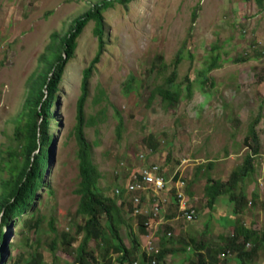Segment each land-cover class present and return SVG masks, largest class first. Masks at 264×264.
I'll return each mask as SVG.
<instances>
[{"label": "rangeland", "instance_id": "rangeland-1", "mask_svg": "<svg viewBox=\"0 0 264 264\" xmlns=\"http://www.w3.org/2000/svg\"><path fill=\"white\" fill-rule=\"evenodd\" d=\"M100 1L0 0V193L2 180L10 178L4 165L14 160L21 144L15 130L25 122L30 89L39 87L36 81L42 82L50 65L44 58L54 61V54L62 50L60 40L74 20ZM253 2L131 0L126 4L113 2L103 12L104 53L89 81L84 131L101 175L98 185L103 193L116 196L115 189L125 185L130 174L167 158L164 174L184 180L183 190L190 198L188 206L198 213L196 222L180 219L173 225L165 222L160 226L170 227L166 233L173 234L172 246L177 249L183 246L185 250L190 238H195L196 244L210 243L215 247L219 243L213 235L215 230L230 236L220 231L219 216L228 215L233 204L222 197L216 209L209 210L206 172L197 169L217 158L211 176L230 178L251 153L245 138L257 119L260 153L264 154V9ZM94 29L92 21L78 38L75 57L66 66L52 109V161L35 205L33 220L37 218L38 224H25L29 218L26 213L11 222L9 228H3L7 243L2 264H75L83 233L72 244H63L62 240L66 232L75 236L78 225L86 221L77 212L80 195L76 188L81 175L75 132L84 70L99 50ZM172 73L173 84L179 85V99L163 102L155 97L149 101L153 89L171 78ZM131 77L135 78L133 88L126 94L125 86ZM187 86L192 89L191 98L186 97ZM150 141L158 145L157 152L149 154ZM230 155L229 164L220 169L219 160ZM260 159L263 157H255L256 171L249 178L258 183ZM252 187L254 184L246 183V188ZM159 196L170 200L175 192L166 195L161 191ZM131 197L123 193L124 199ZM115 200L132 230L139 234L136 217L118 197ZM165 205L178 216L172 203ZM248 207L252 211L248 218L260 220L256 210L263 205L255 211L253 203ZM149 208L150 204L144 207ZM220 208L225 213H220ZM100 219L104 224L105 216ZM127 231L123 226L120 235L129 245ZM97 241L91 240L88 250L101 261L106 246L101 248ZM169 255L167 264L197 260L191 252L187 257L181 252Z\"/></svg>", "mask_w": 264, "mask_h": 264}, {"label": "clouds", "instance_id": "clouds-1", "mask_svg": "<svg viewBox=\"0 0 264 264\" xmlns=\"http://www.w3.org/2000/svg\"><path fill=\"white\" fill-rule=\"evenodd\" d=\"M257 5L259 4L257 3ZM262 9H264V7ZM218 55H217V58H218ZM44 60L49 61L50 65L54 63L50 61L49 59L48 60L44 59ZM241 61H246V60L243 58V60ZM68 63L66 64V66L68 65ZM50 65H48V67ZM66 66H65V70H66ZM44 73H46V70ZM64 74H65V71H64ZM63 78H64V75H63ZM63 78L61 80V83L63 81ZM37 84H39V80H37ZM38 86L40 87L41 84H39ZM59 91H60V86H59ZM44 92H45V96L43 97V102L39 106V110H42V115L39 118V121L37 124L38 126L37 133L39 137L38 143H37L38 146L36 147L34 152H32L31 154L29 153L26 147L28 146L27 145V127L25 125V122L21 125H18V127L15 130V136L18 140L19 138L21 139V144H20L19 150L16 152V156L14 160L13 161L10 160L4 165V172L10 178L6 180H2L3 185L2 184L1 185L3 189L0 193V202L3 201L4 195L9 193L10 188L15 190L20 186L18 172L20 171L25 160H27L29 156H32V159L36 161L35 156L38 155L46 147L50 149L51 151V144L49 145L47 144L44 146L42 142V134H41L40 126L43 124H46L48 126L49 134L52 139L51 123H52V120L55 118V113H53L52 109L54 105L56 104L57 98L55 100V103L52 106L50 105L51 107L49 106V112L45 113L43 110L42 104L49 99V95H48L47 90H45ZM259 121L257 125L259 124ZM121 125H122V121H121ZM259 141H260V138H259ZM150 144H151V141H150ZM52 145H53V142H52ZM155 145L157 146V149H158V145L157 144ZM260 147H261V142H260L258 153L253 154V151L250 149L249 146H247L248 150L251 151V153L248 155L252 156L253 160L255 159L256 156H261L263 157V160H264V156H263L264 154L260 153ZM148 149H149L148 150L149 154L157 152V149L155 151H152L149 144H148ZM140 157H144L141 161H142V164H145V156L143 155ZM49 159H50V162H49V166H50L51 161H52L51 154H50ZM166 159L167 158L164 157L162 158L161 161L151 162L150 165L143 166L137 172H133L132 174H130L128 180L125 182V185L118 186L115 189L116 196H111L108 194V196L112 197L114 200L116 197H118V199H120L121 201V205L123 204L127 205L128 207L127 211L131 212V214L136 217V222L139 228V234L137 235L140 238L138 248L134 247L131 240H130L131 244L129 245L124 243L121 235H120L121 242L126 246L127 250L121 249V248H119V250H115L113 248L106 249L107 245L103 244V242L100 239L92 238L87 242V245H86L87 252L90 253L89 255H91V257L87 256V258H84V262H77L78 247L80 246L83 240V237H84V233L79 232V226H82V225H78L77 234L75 236L69 235L67 232L64 233V234H67L68 237L69 236L73 237L72 242L70 241L69 243H64L62 240L63 244H72L75 240H77V236L80 235V233H83V237L79 245L76 248V258L74 260V263L75 264H167V262L170 260V257H171V255L169 254H175L176 252H181L182 254H186L185 257H187V253L191 252V254H194L197 257V260L196 261L191 260L188 262V264H202V262L204 264H263L264 262V225L262 224V218H264V210H263L264 209V178H263L264 169L263 167L261 171L259 170L260 176L257 177L259 183L256 180L255 181L249 180V178L253 177L256 171L255 162H254L255 160H254L252 164L253 170L250 173H248L245 176V178L241 179L240 181L237 180L238 183L235 185L233 184L234 186L231 191L225 192L224 194L220 195L218 198V201L219 199L223 197L224 199H226L227 202L233 204V208L230 209V213L228 215L223 214L219 216V223L223 227L227 228V230H225L222 226H220L221 227L220 231H223V232L226 231L227 233H230L229 234L230 236H225L224 234L219 233V231L215 230V233L213 235L219 239V243L216 244L215 247H212L210 243L203 244L201 242H197L196 244L195 238H190V242H188L189 244L187 243L185 244L187 245V247L183 251V246L178 249L172 246L173 240L171 237L173 234H171L170 232L166 233L167 231L170 230V227L165 226L164 228V226H162L160 228V226L164 225L165 222L167 224L173 225L174 221L180 220V219L186 222H190V223L196 222L198 213L196 212L193 206H188L190 198L186 196L183 190L184 180H181L180 178L175 179L176 175H173L170 178H167L166 175L164 174L163 169H166L168 165V163L166 162ZM225 159L227 158H223L219 161H222ZM259 162L261 163L260 160ZM217 163H218V160L217 158H215L214 160L212 159V160L205 162L204 167H199L197 169V170L206 172L204 173L205 178H206L205 188L211 179L218 180L223 185H225V187L228 184V182L230 181L231 183L233 182L232 173L235 169L232 171L230 178H228L227 180H225L224 178L217 179L211 176L210 173H212V171L214 170L215 164ZM48 169L49 167L46 170L44 167V170H43L44 176H43L42 185L33 194H30L28 197H25V198L23 197L26 200L24 201V207H22V209H20L19 212L16 213V215H10V218L7 224H3V220H2L4 211L0 213V238L2 240V243L4 244L3 250L0 251V255L2 256L0 259V264H2L5 260V251H6V243H7L6 234L3 228L6 226L9 228L11 226V222L19 219L21 215L26 214V213L28 214L29 218L25 220L24 222L25 224L32 225L34 227L38 224L37 218L33 220L35 217V213H36L35 205H37V202L39 200L38 197L40 195L39 192L45 183V176L47 174L45 171H48ZM246 183H248L249 185L254 184V187L250 189L246 188ZM161 191L165 192L166 195H168L170 191H173L175 192V196H172V198L170 197V200H168L166 196H163V197L159 196V193ZM124 192L132 194V197L130 200H126L123 198ZM205 194H206V191H205ZM207 200H208V197H207ZM14 202H15V198L14 196H12L10 198V203H14ZM166 202L172 203V209L175 208L176 211L179 212L177 217L175 214L176 212L172 213L168 211V208H166V205H165ZM252 203L255 205V209H253V211H255L259 206L263 205V208L256 210V213L261 218L260 220H257V221H254L252 219L250 220L247 216L248 213L252 212L250 208L248 207V205ZM147 204H150L151 208L144 209V207H146ZM217 204L214 206V208H211L208 206L209 210L214 211V209H216L217 207ZM115 205H116V202H115ZM78 208H77V211H78ZM120 211L121 213H123L122 207ZM224 211L225 210L223 208L219 209L220 213H225ZM160 214H165V215L168 214V215L166 216V218L164 216L157 218ZM122 217H123L124 223L122 224L121 228L123 226L130 228L131 226L129 225L128 221L126 220L123 214H122ZM140 219H144L145 230H146V232L142 234L140 233V223H138V220ZM64 234H63V237H64ZM127 235H128V231H127ZM91 240H98L97 243L101 248H102V245L106 246L101 256L102 257L101 261L98 256L94 255L92 251L88 250Z\"/></svg>", "mask_w": 264, "mask_h": 264}, {"label": "trees", "instance_id": "trees-1", "mask_svg": "<svg viewBox=\"0 0 264 264\" xmlns=\"http://www.w3.org/2000/svg\"><path fill=\"white\" fill-rule=\"evenodd\" d=\"M118 1L119 3L126 4L131 0H101L89 9L82 16L74 20V25L71 26L69 32L60 40L61 51L56 52L54 56V62L47 69L40 87L31 88L30 96L27 99L25 108L26 120L25 125L27 127V149L29 153L35 151L38 146V133L37 124L39 118L42 115V110H39V106L43 102L45 96V90L48 91L49 99L42 104L45 113L49 112V106L55 103L59 86L64 75L66 64L75 57L77 49V40L83 33L85 27L90 22H95L94 34L97 36L99 41V50L95 58L90 63L89 67L84 70V82H83V94L79 99L78 104V124L76 126L75 135L79 144L78 158L80 160V175L81 180L79 186L76 188V193L80 195V202L78 213L86 217L85 224L79 226V232L84 233L83 240L78 247L77 262H84V258L91 257L90 253L87 252V242L92 239H100L103 244L107 245L106 249L113 248L115 250L126 249V246L121 242L120 239V228L124 223L121 209L115 205V200L103 193L98 185L101 178L100 172L97 170V166L94 164L90 144L85 139V125H86V105L89 98V81L93 75L96 66L100 63L101 56L103 55L104 49V18L103 12L112 7L113 2ZM259 5L262 6V0H256ZM215 56V55H214ZM47 59L48 58H44ZM240 60H243L241 58ZM51 61V60H50ZM213 66H211L212 68ZM51 75V77H50ZM175 73L171 74V78L165 80L162 85H157L150 94L149 101L153 100L158 96L163 102L177 101L180 97L179 85L173 84ZM134 77H131L125 86L126 94L133 88ZM37 82V81H36ZM38 84V85H39ZM36 84L34 82V87ZM186 97L191 98L192 89L187 86ZM50 106V107H51ZM121 119H119V128L121 126ZM257 119L250 127L248 135L245 138V143L253 151V154H257L259 151L260 141L256 132ZM42 134V142L45 145L52 144L51 136L49 134V128L46 124L40 126ZM150 139V138H149ZM152 151L157 149V146L153 143L149 144ZM51 151L47 147L36 155V161L29 156L23 163L20 171L18 172V178L20 186L17 189H11L8 194L4 195L3 201L0 202V213L4 211L2 220L3 224H7L10 215H16L22 207H24V198L28 197L38 190L43 183L44 168L45 170L49 167ZM42 158V160H41ZM253 157L247 156L242 166L236 168L233 173V182L223 185L218 180L211 179L205 188L206 195L208 197V206L214 208L218 202L220 195L227 191H231L233 186L238 183L241 179L253 170ZM43 163V164H42ZM238 180V181H237ZM234 184V185H233ZM22 196H21V195ZM232 194V193H230ZM14 196L15 202L10 203V198ZM24 197V198H23ZM105 216L104 224H101L100 218ZM140 223V233H145L144 219L138 220ZM128 236L135 248H138L140 238L131 227L128 228ZM70 237V238H69ZM64 234V243L73 241L72 236ZM4 248V244L0 238V251ZM184 251V249H183ZM0 255V259H1ZM38 261V259L36 260ZM202 264H204L202 262Z\"/></svg>", "mask_w": 264, "mask_h": 264}, {"label": "crops", "instance_id": "crops-1", "mask_svg": "<svg viewBox=\"0 0 264 264\" xmlns=\"http://www.w3.org/2000/svg\"><path fill=\"white\" fill-rule=\"evenodd\" d=\"M255 2H256V4H257V1L256 0H254ZM244 2H251V0H244ZM255 2H253V3H255ZM261 3H262V6L264 7V1L262 0L261 1ZM261 5H260V8L262 9L263 7H262ZM264 156V155H263ZM231 155H230V157L229 158H227V159H225V160H222V161H220L221 162V165H220V169H223L224 167H226L228 164H229V162L231 161ZM260 161H261V165H262V167H263V169H264V160L263 159H260Z\"/></svg>", "mask_w": 264, "mask_h": 264}]
</instances>
